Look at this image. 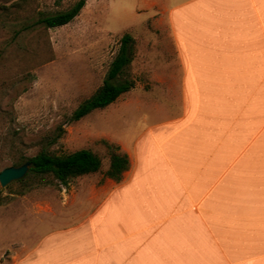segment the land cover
<instances>
[{"label":"crops","instance_id":"crops-1","mask_svg":"<svg viewBox=\"0 0 264 264\" xmlns=\"http://www.w3.org/2000/svg\"><path fill=\"white\" fill-rule=\"evenodd\" d=\"M148 7L171 38L172 116L114 141L121 180L76 194L11 264H264V0Z\"/></svg>","mask_w":264,"mask_h":264},{"label":"rangeland","instance_id":"rangeland-1","mask_svg":"<svg viewBox=\"0 0 264 264\" xmlns=\"http://www.w3.org/2000/svg\"><path fill=\"white\" fill-rule=\"evenodd\" d=\"M77 1L0 0V173L41 149L55 155L90 149L102 158L100 171L67 186L33 175L22 182L29 170L6 187L0 184V264H11L13 255L76 214V194L81 202L103 182L110 162L106 142L131 139L157 120L170 119L178 103L173 97L178 99L180 85L170 78L158 83V76L171 71L157 65L163 55L170 59L171 38L156 7H148L156 0H87L66 25L50 29L38 23ZM126 33L136 39L135 88L71 121L79 104L103 84Z\"/></svg>","mask_w":264,"mask_h":264},{"label":"trees","instance_id":"trees-1","mask_svg":"<svg viewBox=\"0 0 264 264\" xmlns=\"http://www.w3.org/2000/svg\"><path fill=\"white\" fill-rule=\"evenodd\" d=\"M87 0H78L66 10L40 17L38 23L46 28H56L74 20L86 5ZM136 56V39L129 33L123 35L119 50L110 63L103 84L75 109L71 121H78L97 109H103L114 103L121 95L136 86L132 75V64ZM110 150L109 167L105 177L121 180L129 168V157L122 152L120 145L106 142ZM31 167L26 179L33 175L45 184L56 182L67 186L72 180L101 170L102 158L90 149H81L70 154L55 155L47 149H41L28 159ZM1 192V190H0Z\"/></svg>","mask_w":264,"mask_h":264},{"label":"water","instance_id":"water-1","mask_svg":"<svg viewBox=\"0 0 264 264\" xmlns=\"http://www.w3.org/2000/svg\"><path fill=\"white\" fill-rule=\"evenodd\" d=\"M30 162H26L21 166H11L4 169L0 173V184L6 187L9 183L22 179L30 169Z\"/></svg>","mask_w":264,"mask_h":264}]
</instances>
